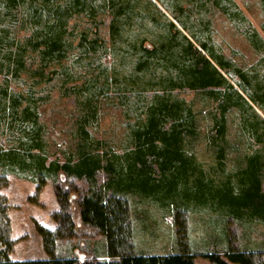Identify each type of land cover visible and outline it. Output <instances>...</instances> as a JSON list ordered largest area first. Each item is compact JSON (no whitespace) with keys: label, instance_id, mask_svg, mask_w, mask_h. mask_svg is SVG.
Segmentation results:
<instances>
[{"label":"trees","instance_id":"trees-1","mask_svg":"<svg viewBox=\"0 0 264 264\" xmlns=\"http://www.w3.org/2000/svg\"><path fill=\"white\" fill-rule=\"evenodd\" d=\"M155 1L170 18L153 0H0V125L18 133L14 146L0 145V264H264V119L255 110L264 115V56L260 66L242 69L212 44L203 15L220 12L244 20L232 0ZM261 4L264 14V0ZM104 16L110 19L109 47L96 31ZM74 18L88 20L95 30L70 29ZM261 29L264 33V23ZM245 36L256 52H264L254 28ZM99 51L111 53L118 64L113 71L122 78L110 81L106 71L91 73L82 86L67 90L83 97L75 153L62 162L48 161L38 100L31 87L14 92L10 83L24 74L35 86L48 84L74 52L81 59ZM112 90L124 98L135 94L141 102L133 104L135 121L128 125L121 152L86 128L97 115L98 97ZM148 91L152 95L146 100L142 95ZM174 91L194 93L201 107ZM231 112L238 118L233 141L228 139ZM242 145L245 154L233 153L234 165L227 169L230 152ZM199 146L212 159L209 169L197 161ZM9 174L31 180L36 193L48 179L53 182L56 225L38 227L49 253L45 260H10L14 241L2 194ZM132 197L164 208L173 218L181 235L173 252L135 251ZM201 211L216 216L215 230L220 229L213 245L219 250L198 252L187 240V215ZM76 218L90 231L82 237L105 238L103 256L87 261V255H58V241L75 242ZM259 225L263 231L256 238Z\"/></svg>","mask_w":264,"mask_h":264},{"label":"rangeland","instance_id":"rangeland-1","mask_svg":"<svg viewBox=\"0 0 264 264\" xmlns=\"http://www.w3.org/2000/svg\"><path fill=\"white\" fill-rule=\"evenodd\" d=\"M241 11L244 20H231L220 12L204 14V20L208 26V34L215 48L219 49L224 56L233 64L240 68L249 69L259 65L264 52H256L246 39L245 33L248 29L254 28L264 40V33L261 29L264 23V14L261 0H232ZM157 7L170 18L169 14L155 1ZM153 11V10H152ZM159 21L163 17L154 11ZM109 17L99 18L98 29H96L101 42L109 47L108 24ZM208 21V23H207ZM76 26L78 31L83 29L95 30V27L86 19L74 18L70 21L69 27ZM75 32V34H76ZM93 32V31H92ZM94 34V33H93ZM91 35V34H90ZM76 44V42H75ZM66 69L60 71L56 68L57 76L46 84L38 86L26 75L22 74L18 80L11 81L10 89L14 92H27L31 87L34 97L37 101V110L39 121L43 129V139L45 141V153L48 161L61 160L69 153H75V135L76 129L80 123V118L84 115L81 111L82 96L76 97L71 88L80 87L83 81L91 73L98 74L101 71L108 72L110 81L115 77L116 80L122 78V74L114 73L113 68L118 69L116 59L111 53L99 51L96 55L88 58H81L77 52H74L64 62ZM115 66V67H114ZM260 66V65H259ZM262 72L263 69L259 67ZM48 71H46L47 73ZM65 73L69 75H64ZM1 79V78H0ZM69 79L67 83L64 81ZM75 79V80H74ZM119 82H116V85ZM88 92L83 93L86 95ZM174 95L194 101L197 107H201L200 100H197L194 93L189 91H174ZM152 92H145L142 97L148 100ZM124 98L123 93H116L113 90L108 94L100 95L96 101L97 115L91 117L90 125L87 128L89 133L96 139H104L109 143V148L116 152L122 151L125 137L128 133V125L133 124L135 115L133 104H140L136 101L135 94L127 93ZM199 98V97H198ZM129 106L131 109L129 110ZM257 113L264 119V115L258 109ZM229 141H233L236 136L237 115L230 113L229 117ZM206 119L200 120V126H203L201 133L207 126ZM209 124V123H208ZM15 133V134H13ZM203 135V134H202ZM18 137L16 131H12L7 124L0 125V145L4 149L14 146L13 140ZM237 149L236 151H234ZM244 145L232 149L231 156L227 160V169L234 165L235 152L245 154ZM197 161L203 169H209L213 164L212 159L204 146L195 149ZM8 185L2 189L9 204L8 216L11 224V238L14 241V247L10 254V260L35 261L45 260L49 253L44 249L43 239L38 232V227H44L52 230L55 227L51 214L59 209L53 189V182L48 179L42 189L36 193L35 184L29 180L9 174ZM137 199H130V215L133 222L134 238L133 245L137 253L150 255H164L172 251L175 242L181 237L175 233L176 227L173 218L169 216L167 210L156 206L148 201L140 202ZM216 216L210 212H190L187 215V240L195 246L198 252L219 250L221 247L214 246V239L219 233L215 230ZM77 230L79 233L75 242L71 240L58 241V255L74 256L78 259L83 255L88 258L92 255L103 256L102 247L105 245V238L101 236H85L90 231L85 229L76 218ZM234 233V227L230 228ZM263 231V226H257L255 232L256 238L260 237L259 232ZM83 243V244H81ZM89 256V257H88ZM101 258L100 261H102ZM105 259V258H104ZM99 261V260H98ZM105 262L107 259L104 260ZM103 262V261H102Z\"/></svg>","mask_w":264,"mask_h":264},{"label":"crops","instance_id":"crops-1","mask_svg":"<svg viewBox=\"0 0 264 264\" xmlns=\"http://www.w3.org/2000/svg\"><path fill=\"white\" fill-rule=\"evenodd\" d=\"M14 261H18V260H14ZM106 262H108V260Z\"/></svg>","mask_w":264,"mask_h":264}]
</instances>
